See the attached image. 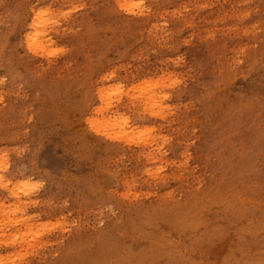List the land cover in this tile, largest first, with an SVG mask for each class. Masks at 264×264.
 I'll list each match as a JSON object with an SVG mask.
<instances>
[{
	"label": "rangeland",
	"instance_id": "1",
	"mask_svg": "<svg viewBox=\"0 0 264 264\" xmlns=\"http://www.w3.org/2000/svg\"><path fill=\"white\" fill-rule=\"evenodd\" d=\"M119 5L0 0V264H264V0Z\"/></svg>",
	"mask_w": 264,
	"mask_h": 264
},
{
	"label": "bare ground",
	"instance_id": "2",
	"mask_svg": "<svg viewBox=\"0 0 264 264\" xmlns=\"http://www.w3.org/2000/svg\"><path fill=\"white\" fill-rule=\"evenodd\" d=\"M118 3L120 2V5L124 10H127L128 12H131L133 14H136L134 13L133 11V7L132 4L135 3L137 0H117ZM149 16V14H148ZM52 19H53V16L49 17V18H45L43 16V13L42 12H38L35 17L33 18L32 22L29 24L30 28H33L34 31L30 34L27 35V38H28V41L31 43L29 44V47H34L35 44H37L39 42V39L43 38L39 44L35 47L38 48L39 51L41 52H45L47 51L45 46L47 45V42L50 41L51 38H47L48 37V33H47V29L52 25ZM108 77V76H106ZM105 77V78H106ZM103 92V89L100 88L97 90V94L100 95L102 94ZM0 184L1 185H7V187H3L1 186V189H5V191L9 188L8 185L9 183H5L2 178H0ZM25 194H30L31 190H24ZM1 206V204H0ZM60 261L62 262L61 258H60ZM60 262L56 261V262H52L50 264H58ZM45 264H48V262H45ZM60 264H63L60 263ZM66 264V263H65Z\"/></svg>",
	"mask_w": 264,
	"mask_h": 264
},
{
	"label": "clouds",
	"instance_id": "3",
	"mask_svg": "<svg viewBox=\"0 0 264 264\" xmlns=\"http://www.w3.org/2000/svg\"><path fill=\"white\" fill-rule=\"evenodd\" d=\"M153 114L155 115L156 113H153ZM125 122H126V120H125ZM0 186L7 187L6 184L5 185H0ZM13 194H16V193L14 192Z\"/></svg>",
	"mask_w": 264,
	"mask_h": 264
}]
</instances>
